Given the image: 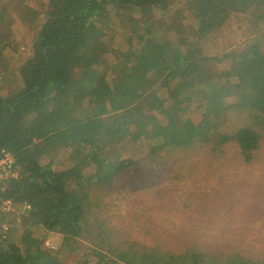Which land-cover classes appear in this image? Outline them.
Listing matches in <instances>:
<instances>
[{"label":"trees","instance_id":"trees-1","mask_svg":"<svg viewBox=\"0 0 264 264\" xmlns=\"http://www.w3.org/2000/svg\"><path fill=\"white\" fill-rule=\"evenodd\" d=\"M18 2L27 0H0V20ZM184 6V31L176 29L175 36L162 24L170 8L166 0H43L20 92L0 95V148L16 156L21 178H40L29 193H21L22 185L14 183V191L3 196L20 209L25 203L33 209L22 213L18 223L1 217L6 228V219L20 224L26 248L18 245L0 253V264H264V256L246 253L243 239L227 247L194 242L196 237L185 234L175 240L167 231L156 232L151 204L113 214L115 206L108 209L103 200L119 177L142 161L172 159V164L193 169L202 151L214 165L233 148L234 158L247 166L264 152V53L258 42L248 40L234 55L207 51L213 33L233 13L257 12L255 23L263 24L264 0H186ZM97 44L100 52L94 50ZM222 63L227 71L217 78L214 72ZM236 77L249 80L251 101L226 92ZM156 90L165 115L145 108V93ZM99 100L111 103L110 113L120 112L108 135L98 120ZM75 105L79 109L71 117L68 111ZM199 116L214 128L213 138L204 133ZM31 133L51 134L45 142L52 140L72 167L55 169L53 159L46 163L45 149ZM93 136L99 139L93 141ZM133 139L143 144L138 160L137 146L122 158L110 151L116 145L132 148ZM149 169L142 168L147 177L155 174ZM251 180L249 176L245 183ZM244 209L255 210L252 205ZM262 210L264 203L256 207ZM87 212L93 213L90 221ZM227 212L235 215L238 209L229 206ZM32 230L45 238L58 235L59 246L43 259L44 246L31 249ZM2 233L0 250L13 235ZM72 256L79 260L70 261Z\"/></svg>","mask_w":264,"mask_h":264},{"label":"rangeland","instance_id":"rangeland-1","mask_svg":"<svg viewBox=\"0 0 264 264\" xmlns=\"http://www.w3.org/2000/svg\"><path fill=\"white\" fill-rule=\"evenodd\" d=\"M166 2L170 4V8L167 13H163L162 24L165 29H168V32L170 31L176 36L178 34L176 29L181 30L180 32L184 31L183 16L186 0H166ZM42 3L43 0H27V5L18 2L12 6V10L4 18L5 20H0V95L11 97L20 92L21 75L25 74L24 66L30 58L32 41L38 33V19L43 11ZM256 19L257 12H250L245 15L231 14L224 26L213 33L214 37L207 51L214 55H223L224 53L234 55L241 50L248 40L254 39L258 42L260 51L264 53V21L263 24H260V22L255 23ZM131 30L135 31L134 28ZM193 36L194 33H191V39H193ZM119 44L124 45V42L120 41ZM197 45L198 48L202 46L200 42ZM94 50L100 52L101 46L97 44ZM8 60L9 64L6 62ZM212 64L216 65L217 63L213 62ZM104 70L105 68L102 67L96 72L100 73ZM226 71L227 69L222 63L215 69L214 76L221 77ZM229 74L233 76L235 70L230 69ZM235 80L234 84L231 83L228 86L226 92L238 100L251 101L254 95H252L249 87V80L240 79L239 77H236ZM119 88L116 84L115 89L118 90ZM146 96L145 108L150 110L153 108L155 112L158 111L165 115L164 103L158 97L157 90L154 93H145ZM110 104L108 101L99 100L96 108L99 116L98 120L105 125L106 135L111 131L113 123L119 120L120 115V112L110 113ZM76 109H79V107L75 105L68 111L71 117L74 116ZM201 119L205 122L201 123L202 127L207 128L204 133L208 138H213L215 135L214 128L211 129L210 122ZM196 121L201 122L197 119ZM178 129L180 130V128ZM31 134L33 136V133ZM50 137L51 134L33 136L34 140L45 149V162L48 163L53 159L55 169L71 168V163L61 158L63 151L56 149V145L52 140L45 142V139ZM92 138L93 141L99 139L96 136ZM103 140L102 142H106L105 139ZM143 140L145 139L138 141ZM131 141L133 142L131 144V146L133 145L132 148L128 147L129 144L125 145V149L116 145L110 151L115 153L116 157L122 158L126 154H130L133 148L137 146L134 160H138L142 155L139 152V146H143V144L137 142L134 144L135 139ZM150 142L151 140L148 141V143ZM233 151V148L228 149L229 157L213 161L221 162L214 165L210 161L207 163L208 157L202 151V154H200L202 158L196 162L193 169H187L186 167L183 169L180 167L183 165L172 164V159L169 160L168 158V160L163 158L162 161L155 160L150 164H144L142 161L140 165L130 169L132 172L127 171L119 177L118 183L112 188L111 194H103V200L107 203L108 209H112L113 205L115 206L113 214L125 213L130 208L135 209L151 204L150 207L154 209L156 217V232L160 234L167 231L175 237V240L180 239V236L185 234L196 237L197 239H192L194 242L202 240L201 243L205 242L209 246L221 244L227 247V245H234L236 241L243 239L242 246L243 248L248 247L247 254L255 257L264 256V210L256 211V207L264 203V152L262 155L257 154L252 163L245 166V163L240 161L242 163L240 164L234 158ZM143 167L151 168L149 169L150 174H155L147 177L142 170ZM179 169L182 170L177 171ZM171 171H177V173L170 175ZM241 171V179L237 185L236 176ZM249 176L252 179L251 182L245 183ZM151 183H154L153 188ZM15 184L17 186L22 185L21 193H29L33 187L40 184V178L34 177L33 180V178L22 177ZM230 187H237V189L232 191ZM145 189L149 190L145 192ZM143 199L146 202H143ZM244 203H246L245 206ZM149 205L147 206L149 207ZM250 205L255 210L248 211L244 209V207ZM229 206L237 207L238 212L235 215H231L229 212L225 213L226 208ZM92 215V212H87L89 221L92 219ZM113 217L115 218L116 215H113ZM6 224L13 235L3 245L4 249L1 248L0 253L11 251L18 245H21V249H25L26 245L22 243L18 234L20 224H14L9 219H6ZM232 227H234V230H232ZM41 233L32 230L30 241L32 242V250L37 251L44 246L43 254L41 253V257L44 259L48 255L47 252L53 249L51 247L59 246L60 237L51 235L45 238ZM75 255H80V253ZM69 260L77 262L79 257L72 256L69 257Z\"/></svg>","mask_w":264,"mask_h":264},{"label":"built area","instance_id":"built-area-1","mask_svg":"<svg viewBox=\"0 0 264 264\" xmlns=\"http://www.w3.org/2000/svg\"><path fill=\"white\" fill-rule=\"evenodd\" d=\"M15 157L12 151L0 148V232H3L4 236L7 235L9 228L1 225V217L7 216L18 223L22 213L33 209V206L27 203L20 209V205H16L12 200L3 199L7 192L14 191V183L19 181L22 176V168Z\"/></svg>","mask_w":264,"mask_h":264},{"label":"crops","instance_id":"crops-1","mask_svg":"<svg viewBox=\"0 0 264 264\" xmlns=\"http://www.w3.org/2000/svg\"><path fill=\"white\" fill-rule=\"evenodd\" d=\"M33 180H34V177H33Z\"/></svg>","mask_w":264,"mask_h":264}]
</instances>
